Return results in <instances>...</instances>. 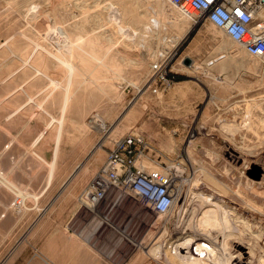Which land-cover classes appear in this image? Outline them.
I'll use <instances>...</instances> for the list:
<instances>
[{"label":"rangeland","instance_id":"obj_1","mask_svg":"<svg viewBox=\"0 0 264 264\" xmlns=\"http://www.w3.org/2000/svg\"><path fill=\"white\" fill-rule=\"evenodd\" d=\"M181 16L164 0H0V171L28 193L0 174L15 190L1 212L0 264L49 263V238L62 250L87 249L91 264H257L264 255V60ZM64 40L72 43L68 103L53 56ZM162 50L173 52L177 82L152 94L150 66ZM94 113L103 130L85 125ZM127 134L152 147L144 165L178 175L182 196L169 214L121 190L95 208L78 201ZM75 185L69 209L52 213ZM199 193L224 208L213 231L194 225ZM58 221L66 224L59 238L34 235Z\"/></svg>","mask_w":264,"mask_h":264},{"label":"built area","instance_id":"obj_2","mask_svg":"<svg viewBox=\"0 0 264 264\" xmlns=\"http://www.w3.org/2000/svg\"><path fill=\"white\" fill-rule=\"evenodd\" d=\"M194 24L206 22L219 30L247 56L264 60V0H164ZM150 66L152 94L165 92L177 82L172 70L173 52H157ZM151 146L142 135L127 134L113 142L105 160L78 196L81 205L97 207L112 190L131 193L156 215L174 206L176 174L143 164ZM18 200V199H17ZM15 201L16 207L21 201Z\"/></svg>","mask_w":264,"mask_h":264},{"label":"bare ground","instance_id":"obj_3","mask_svg":"<svg viewBox=\"0 0 264 264\" xmlns=\"http://www.w3.org/2000/svg\"><path fill=\"white\" fill-rule=\"evenodd\" d=\"M171 7L175 8L178 11V9L176 7H174V6H171ZM122 10H123V12H126L127 14L132 13V10H129V8H127V7L122 8ZM183 17H185V18H187L189 20V17H186V16H183ZM232 44L235 45L234 43H232ZM236 47H238V46H236ZM71 49H72V43H71V41L64 40L63 44L61 46H59L56 49L55 53L53 54V56L56 57L59 60V65H62L64 67V72L61 73L58 76V80H57L56 86H60V85L63 84L64 87H63L62 94H63V100H64L65 103H68V101H69V97H70V94H71V91H72V86H73V81H72V78H73L72 63L69 61V54H70ZM239 49H241V48H239ZM241 50H243V49H241ZM120 72H121V70L119 68H117L116 69V75H118ZM61 75H63V77H61ZM53 86H54V84H53ZM148 86H149V84H148ZM148 86H147L146 90L148 89ZM140 93H141V91H140ZM0 104L2 105V103H0ZM64 106H66V105H64ZM82 123H83L82 121L79 122L80 125H82ZM85 125L87 126V128H91V129H102V130L104 129V127H102V124H101V118L97 114H95V113L94 114H91V118L89 120V124L86 123ZM99 147L100 148H103V143H101ZM152 168L153 169H159L156 166L155 167H152ZM176 176L178 177V175H176ZM177 192L178 193H177V197H176V199L174 201V204L176 203V201H179V198L182 196V191H181L180 188H178V191ZM196 195H197L196 196V199L195 200H192V203H193L192 210H193V213L196 214V216L194 218L195 219L194 220L195 221L194 225L200 227L199 223L200 222H203V223L209 225V228H211L210 231H213L212 229L216 227V226L213 225V223H214L215 220H219L218 214H219V212L221 210H224V208L222 207V204L218 203V199L216 197L212 196V195L203 196V193H199V194H196ZM196 220H199V223H196ZM235 247L237 248L236 250H240L239 248H241V249L243 248L240 244H236ZM240 254H241V250L238 251V254H237L239 259H241L240 258ZM230 255H232V254L231 253H228V254L225 253V258L228 261H230L229 260V256ZM232 263L233 262H231V264ZM257 264H264V255L261 256L258 259Z\"/></svg>","mask_w":264,"mask_h":264},{"label":"crops","instance_id":"obj_4","mask_svg":"<svg viewBox=\"0 0 264 264\" xmlns=\"http://www.w3.org/2000/svg\"><path fill=\"white\" fill-rule=\"evenodd\" d=\"M0 174L6 176V178L9 180L10 184L15 187V190L18 189V190H21V191L27 193L25 191V189H23V187L20 188V187L14 185V183L12 182V180L5 173H3V172L0 171ZM0 183H1V180H0ZM4 183H1V184L2 185H5ZM62 183L59 186V189L62 188L63 186H65V184H62ZM49 186L50 185H48V187ZM77 186L78 185H75L73 187H70L68 190H66L65 194L62 195V199H61L60 203L58 204V207H56L54 210H52V213H57L59 211H64L66 209V207H68V209H69V207H70L71 204L68 201H70L71 198L73 197V195L77 192ZM5 188H7L6 185H5ZM7 189H9V188H7ZM15 190L9 189L8 192H7V195L2 196L4 198L3 201H5V202H2V201L0 202V220L5 217V216H3V214L1 212L3 210H5L6 205H7L6 203H7L8 200H10V194H11L10 192H13ZM18 193H20V192H18ZM18 195L21 198H23V200H25L27 198L25 195H23L21 193L18 194ZM31 197L35 198L32 195H31ZM11 203H12V201H10L8 203L6 210L12 206ZM73 210L71 211V214H70L71 217L74 214ZM46 222L43 223L40 227H38V230H37V232L34 235H39V234H41L42 236H44V235L45 236L54 235V236H58V238H59V236L62 233L64 234V232L61 231V229L63 230V228H64L63 225H66V224H63V221L55 222L56 227H55V229L53 231H49V230L46 229V227H45V225H47ZM44 243L45 244L47 243V245L46 246L42 245V246H44L43 249H42V253H43L42 254V257L45 260H47L49 263H51V264H91V261H90V258L91 257L87 253L89 251L87 249L81 250L80 245L77 246L78 248L76 246H72L71 245L69 247L64 248V250H62L61 247H59V246L55 247L53 245L55 243H59V239L58 240L57 239L56 240H53V239H50L49 238ZM50 245H53V246H50ZM38 259H33V260L31 259L30 260V263H28V264H43L42 261L40 259L39 260ZM49 263L45 262V264H49Z\"/></svg>","mask_w":264,"mask_h":264}]
</instances>
